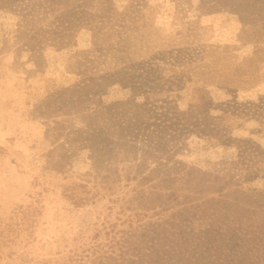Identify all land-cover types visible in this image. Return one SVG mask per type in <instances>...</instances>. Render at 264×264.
Instances as JSON below:
<instances>
[{"label":"rangeland","instance_id":"374dc122","mask_svg":"<svg viewBox=\"0 0 264 264\" xmlns=\"http://www.w3.org/2000/svg\"><path fill=\"white\" fill-rule=\"evenodd\" d=\"M149 1L159 37L174 43L188 29L187 41L195 38L196 45L206 49L216 45V55H237V60L231 58L232 66L256 55V46L244 43L241 32L264 25V0H191L184 10L174 0ZM15 21L12 15L0 14V264H58L75 252L91 253L94 246L106 250L109 241L114 242L113 264H137L133 248L147 228L154 231L149 244H155V255L167 258L165 264H264V155L261 161L253 159L256 174L251 179L238 163L239 150L248 142L264 149L260 58L263 78L252 87L208 86L215 103L238 102L251 110L245 116L227 117L231 140L192 134L162 165L137 151L116 160L112 173L102 170L97 175L86 132L60 173L48 164L47 125L31 111L48 91L76 80L71 56L91 45V33L80 31L75 47L49 48L39 67L29 53L17 52L11 38L5 43ZM191 87L182 92L183 110L192 105ZM129 94L115 86L104 99H125ZM211 113L222 111L217 106ZM245 158L249 164L250 157ZM136 159L144 163L142 173L152 176L150 180L133 176ZM169 173L185 177L171 180ZM85 179L104 188L93 203L76 207L63 197V187ZM181 214L189 217L181 219ZM95 258L92 254L86 263Z\"/></svg>","mask_w":264,"mask_h":264},{"label":"trees","instance_id":"16d2710c","mask_svg":"<svg viewBox=\"0 0 264 264\" xmlns=\"http://www.w3.org/2000/svg\"><path fill=\"white\" fill-rule=\"evenodd\" d=\"M174 1L181 10L192 5L191 0ZM1 13L16 18L5 43L11 38L17 44V52L29 53L30 60L39 67L44 66L49 48L75 47L80 31L91 33V45L71 56L76 80L48 91L31 111L47 125L45 138L51 143L46 154L48 164L60 173L65 172L67 161L86 132L97 175L102 170L112 173L116 160H124L137 151L150 154L154 162L162 165L164 159L168 162L172 158L171 151L179 149L192 134L216 141L230 139L227 117L245 116L251 110L238 102L215 103L208 86L252 87L263 78L258 59L264 62V47L259 46L264 43V25L242 30L243 42L253 43L256 55L232 66L231 58L237 60V55H216L213 50L216 45L206 49L196 45L195 38L187 41L188 29L174 43L159 37L149 0H125L122 4L118 0H0ZM115 86L129 91V96L106 101L105 96ZM190 86L192 105L183 110L179 101ZM217 106L222 114L213 115L211 111ZM139 142L150 149L141 148ZM252 144L248 142L244 150H239L238 163L248 179L256 174L253 159L261 161L264 155V149L253 141ZM245 157H250L249 164L243 162ZM134 164L138 171L133 176L152 178L142 173L144 163L136 159ZM171 174H168L171 180L185 177ZM85 180L63 187V197L76 207L93 203L104 188ZM186 180L190 182L189 178ZM183 215L189 217L181 214V219ZM153 232L147 228L135 242L137 264H165L167 258L155 255V244H149ZM112 242L106 244V250L94 246L91 253L85 251L89 255L75 252L58 264H87L86 258L92 254L96 256L92 263L113 264Z\"/></svg>","mask_w":264,"mask_h":264}]
</instances>
